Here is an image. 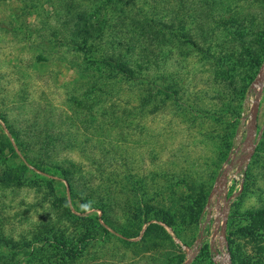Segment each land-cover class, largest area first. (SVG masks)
Returning <instances> with one entry per match:
<instances>
[{"label": "rangeland", "instance_id": "374dc122", "mask_svg": "<svg viewBox=\"0 0 264 264\" xmlns=\"http://www.w3.org/2000/svg\"><path fill=\"white\" fill-rule=\"evenodd\" d=\"M47 223L68 264H264V0H0V264Z\"/></svg>", "mask_w": 264, "mask_h": 264}, {"label": "trees", "instance_id": "16d2710c", "mask_svg": "<svg viewBox=\"0 0 264 264\" xmlns=\"http://www.w3.org/2000/svg\"><path fill=\"white\" fill-rule=\"evenodd\" d=\"M90 19L92 20V18H90ZM87 25L88 24H85L84 30H86V32L84 33L83 41L85 40L84 38L90 34L89 33L90 30H89V28H87ZM243 44H245V43H243ZM111 63H113V60H111ZM110 66L112 68L116 67L115 64H113V65L110 64ZM123 70L127 71V69H123ZM120 72H124V71L120 70ZM164 92H170V91L165 89ZM55 170H58L57 171L58 174L61 172L64 173V174H62L64 177L69 176L68 178L71 181L70 178L72 177L73 173L70 170H67V171L62 170V168L59 166H56ZM47 182L50 185H52L51 190L54 189V187H53L54 182L49 180V179L47 180ZM68 191L70 192V194H73L72 193V187L70 185L68 186ZM68 204H69V202H68L67 198L61 199V207L64 206L65 215L69 218V220L71 222H73L74 224L77 225V222L75 220H79V218L72 213V211L68 207ZM93 206H95V205L88 203L86 212L92 210ZM58 209H59V207H58ZM83 220H85V219H83ZM38 230L39 229H37V231H35V233L31 234V237H32L31 241L29 243H25L23 248H19L17 246V244L15 242H13L12 245H8L9 247L7 248V250L9 252H11L13 255L22 251V250L23 251L27 250L25 255H23V258L25 260H27V262L29 264H31V262H34V260L36 258L35 256L38 252V251L34 250V248H38L41 252H43L44 256L48 255V252H49V251H47L48 249L57 250V252L60 254V258H61V259H59V263H57V264H68L69 262H72L77 257V250H76L75 245H73L71 242H69V240H67L65 238L64 233H66V231L60 230L56 224L47 223L46 225H43V227L40 228L39 231ZM52 234H53V236H51ZM37 243H43L44 245H42V247H40L38 245H35ZM38 254H39V252H38ZM61 254H65V255H61Z\"/></svg>", "mask_w": 264, "mask_h": 264}]
</instances>
